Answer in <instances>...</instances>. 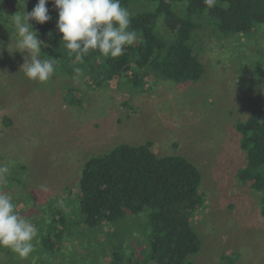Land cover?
<instances>
[{
	"label": "rangeland",
	"instance_id": "374dc122",
	"mask_svg": "<svg viewBox=\"0 0 264 264\" xmlns=\"http://www.w3.org/2000/svg\"><path fill=\"white\" fill-rule=\"evenodd\" d=\"M36 4L0 0V166L17 180L8 188L11 199L22 187L38 205L63 202L59 207L68 221L62 250L41 252L37 263L112 264L117 257L118 264H138L137 250L146 243L142 217L88 229L71 204L64 206V197L90 158L117 145L148 142L157 156H183L201 174L205 203L192 219L201 250L191 262L264 264L261 194L238 179L245 155L235 130L264 106V27L228 38H216L203 27L196 44L206 73L196 83L147 77L138 88L123 81L96 85L82 74L56 71L48 81L37 82L20 70L26 53L16 52L14 28V15L29 13ZM152 8L145 1L134 7L136 12ZM47 9L57 21L52 0ZM29 23L34 31L35 21ZM14 164L25 171H15ZM42 185L49 190L42 191Z\"/></svg>",
	"mask_w": 264,
	"mask_h": 264
},
{
	"label": "trees",
	"instance_id": "16d2710c",
	"mask_svg": "<svg viewBox=\"0 0 264 264\" xmlns=\"http://www.w3.org/2000/svg\"><path fill=\"white\" fill-rule=\"evenodd\" d=\"M140 1L152 3L153 8L136 12L134 7ZM49 3L50 0L46 7ZM120 3L131 13L130 30H135L138 37L125 46L122 55L103 56L90 50L82 60H77L60 43L57 21L49 19L34 25L38 39L46 44L41 46L39 56L54 58L58 74H82L96 85L123 81L138 88L147 77L173 84L196 83L206 73L196 44L203 27L207 26L216 38L246 37L264 27V0H215L212 5L205 0H120ZM4 121L9 123L7 118ZM235 130L245 155L238 179L261 194L259 207L264 216V106L237 123ZM150 146L148 142L136 146L121 144L90 158L83 165L74 189L66 191L64 206L71 204L88 229L118 224L127 217H142L141 232L146 243L137 250L138 264H193L191 258L201 250V240L192 226L194 215L205 203L200 191L201 174L187 158L157 156ZM25 168L14 164L19 173ZM13 177L10 169L3 174L1 193L9 195L8 188L17 183ZM17 191L22 193L12 199L15 212L34 224L38 235L27 257L0 246V264H38L41 252L53 255L61 252L68 220L54 201L38 205L22 187H17ZM116 260L117 257L112 264H118Z\"/></svg>",
	"mask_w": 264,
	"mask_h": 264
},
{
	"label": "clouds",
	"instance_id": "9594fccd",
	"mask_svg": "<svg viewBox=\"0 0 264 264\" xmlns=\"http://www.w3.org/2000/svg\"><path fill=\"white\" fill-rule=\"evenodd\" d=\"M58 10L56 29L61 34L60 43L82 60L90 50L103 56L118 57L125 46L137 40L135 30H130L131 13L121 6L120 0H52ZM208 5L215 0H205ZM48 0H38L33 10L14 15L17 35L16 52L26 53L21 66L24 76L32 81L46 82L54 74V58L40 59L41 46L38 33L33 31L29 21L44 24L49 21ZM6 166H0V178L7 173ZM41 190L47 192V186ZM62 204V201H58ZM16 205L6 193H0V246L7 247L22 257L34 249L33 241L38 228L15 212Z\"/></svg>",
	"mask_w": 264,
	"mask_h": 264
}]
</instances>
